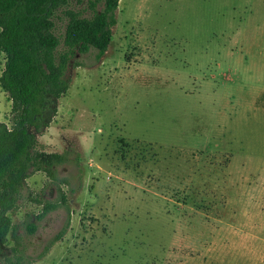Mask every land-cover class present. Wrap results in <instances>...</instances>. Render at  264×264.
Instances as JSON below:
<instances>
[{"label": "rangeland", "instance_id": "rangeland-1", "mask_svg": "<svg viewBox=\"0 0 264 264\" xmlns=\"http://www.w3.org/2000/svg\"><path fill=\"white\" fill-rule=\"evenodd\" d=\"M89 1L71 8L91 16ZM77 60L38 136L67 162L56 182L30 175L8 214L27 263L264 264V0H119L107 52ZM59 191L67 209L36 221L33 199Z\"/></svg>", "mask_w": 264, "mask_h": 264}, {"label": "trees", "instance_id": "trees-1", "mask_svg": "<svg viewBox=\"0 0 264 264\" xmlns=\"http://www.w3.org/2000/svg\"><path fill=\"white\" fill-rule=\"evenodd\" d=\"M73 2L79 0H0V56L4 57L0 88L8 96L14 119L10 128L0 123V254L9 235L16 242L4 264H28L8 216L19 206L25 181L42 172L56 182L57 169L67 162L66 155L46 153L38 145V136L57 114L58 100L69 90L66 73L70 67H81L78 56L93 50L99 59L112 42L119 0H90L91 16L72 9ZM57 13L66 19L61 36L55 33ZM58 193L56 203L33 199L42 205L36 221L59 208L67 209V197ZM27 227L29 234L36 231L35 224ZM65 232L66 227L40 256Z\"/></svg>", "mask_w": 264, "mask_h": 264}]
</instances>
